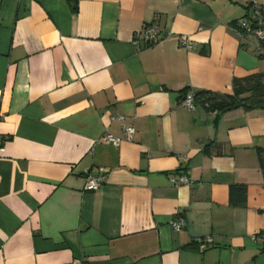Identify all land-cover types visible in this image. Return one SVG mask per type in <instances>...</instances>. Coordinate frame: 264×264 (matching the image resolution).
Returning a JSON list of instances; mask_svg holds the SVG:
<instances>
[{
	"label": "crops",
	"instance_id": "obj_1",
	"mask_svg": "<svg viewBox=\"0 0 264 264\" xmlns=\"http://www.w3.org/2000/svg\"><path fill=\"white\" fill-rule=\"evenodd\" d=\"M254 3L264 11V0H0V264H264V108L215 124L219 112L182 103L264 73L256 40L234 27ZM150 24L192 48L134 45ZM87 173L103 185L86 191Z\"/></svg>",
	"mask_w": 264,
	"mask_h": 264
},
{
	"label": "built area",
	"instance_id": "obj_2",
	"mask_svg": "<svg viewBox=\"0 0 264 264\" xmlns=\"http://www.w3.org/2000/svg\"><path fill=\"white\" fill-rule=\"evenodd\" d=\"M251 8L253 11V26H250V22L243 23V27L236 28V31L241 35L244 36L246 34H251L253 36V39L256 40V46L254 48V51L256 53H261V51H264V11H262L261 7L257 4H251ZM162 31L155 25H146L143 27L138 33L133 35L132 43L134 45H141L144 46H150L159 40L163 39L164 37H174L177 40V43L180 47H183L187 50L192 48V43L190 41V38L186 34H172V33H161ZM182 103L185 107L189 109H194L195 102H194V95L191 92H187L183 99ZM1 118V115H0ZM123 131L128 136L131 137V135L134 133V128L131 125H123ZM104 140L107 142H111L114 145H119L121 142V138L115 137L109 133L104 135ZM105 181V175L103 174H97L92 175L90 173H87L85 176V185L84 189L86 191H95L98 188L103 185ZM172 183L174 185H178L179 183H189L187 177L180 176L177 178L171 179ZM173 228L175 230H181L184 226V219L182 217H177L171 222ZM262 236H264V232L261 233ZM197 242H204L209 243L211 241L210 237H205V239H197Z\"/></svg>",
	"mask_w": 264,
	"mask_h": 264
},
{
	"label": "trees",
	"instance_id": "obj_3",
	"mask_svg": "<svg viewBox=\"0 0 264 264\" xmlns=\"http://www.w3.org/2000/svg\"><path fill=\"white\" fill-rule=\"evenodd\" d=\"M253 17L250 19V26H253ZM242 28L243 23L236 26ZM243 37L253 39L251 34ZM260 58H264V51L257 53ZM187 93V92H186ZM195 104L199 103L207 109L221 112L233 106L243 107L247 110L255 108H264V73H251L245 77H235L232 81V93L220 94L207 90H201L193 93ZM259 163L262 171H264V150H257ZM239 192L241 199H235L234 193ZM231 202L233 205H242L246 198L245 185H232L230 188Z\"/></svg>",
	"mask_w": 264,
	"mask_h": 264
},
{
	"label": "water",
	"instance_id": "obj_4",
	"mask_svg": "<svg viewBox=\"0 0 264 264\" xmlns=\"http://www.w3.org/2000/svg\"><path fill=\"white\" fill-rule=\"evenodd\" d=\"M237 107H238V106H233V107H230V108H228V109H225L224 111L219 112V113L215 116L214 123L216 124V123L218 122V120H219V118H220V116H221L222 113H224V112H226V111H228V110H230V109L237 108ZM207 248H210V246H209V247H205L204 249H207Z\"/></svg>",
	"mask_w": 264,
	"mask_h": 264
}]
</instances>
